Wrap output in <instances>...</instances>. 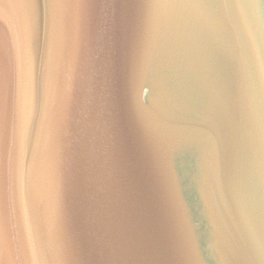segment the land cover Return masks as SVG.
Wrapping results in <instances>:
<instances>
[{"label":"water","instance_id":"95a60500","mask_svg":"<svg viewBox=\"0 0 264 264\" xmlns=\"http://www.w3.org/2000/svg\"><path fill=\"white\" fill-rule=\"evenodd\" d=\"M0 264H264V0H0Z\"/></svg>","mask_w":264,"mask_h":264}]
</instances>
